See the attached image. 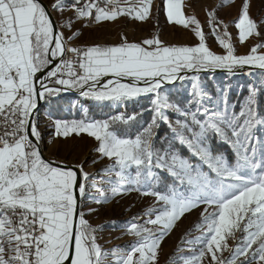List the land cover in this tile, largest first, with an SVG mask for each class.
Listing matches in <instances>:
<instances>
[{"label":"snow or ice","instance_id":"1","mask_svg":"<svg viewBox=\"0 0 264 264\" xmlns=\"http://www.w3.org/2000/svg\"><path fill=\"white\" fill-rule=\"evenodd\" d=\"M185 7L184 0H0V264H159L163 241L193 211L200 235L185 239L182 264H264V17L258 22L252 0H241L238 42H258L238 54L217 8L206 11V34ZM161 13L196 43L170 45L158 33L71 43L81 35L72 30L77 22H158ZM240 76L253 80L233 101L229 81ZM70 91L117 109L104 119L85 109L81 119L52 122L53 138L87 134L98 142L92 163L109 161L99 172L42 155L38 102ZM141 101L138 112L118 111ZM133 191L153 204L126 223L129 245L105 249L97 235L104 225L86 219L98 209L86 202Z\"/></svg>","mask_w":264,"mask_h":264},{"label":"rangeland","instance_id":"2","mask_svg":"<svg viewBox=\"0 0 264 264\" xmlns=\"http://www.w3.org/2000/svg\"><path fill=\"white\" fill-rule=\"evenodd\" d=\"M46 1L47 2H44L47 5L54 2V0ZM159 2L160 0H154L155 4ZM184 3L186 6V14H195L204 26L206 34L209 32L206 23V11L211 8H217L218 18L229 25L228 30L232 34V40L238 54L246 53L251 44L258 42L255 38H250L249 41L243 44L238 42V30L235 28V20L238 17V9L241 0H226L223 7H218L220 0H184ZM68 15L69 13L66 12L64 17H60L58 14H54V17L58 21H62ZM251 15L258 22L264 17V0H252ZM77 29L80 30L81 35L71 42L74 46H90L95 43H119L122 33L127 35L129 41L135 42H139L142 39L149 38L153 34L158 33L159 37L170 45L190 46L196 43V39L190 30L185 29L183 26L167 22L163 13L159 15L158 22L155 18L147 22H138L130 18L121 17L115 22H103L95 27H84L82 22H77L73 25L72 30L75 31ZM62 30L65 31L66 36L70 34L68 30ZM261 31H264V27L261 28ZM207 43L212 50L216 52L222 51L211 36H208ZM216 75L218 80L223 81L225 79L221 72H217ZM252 80L253 77L240 76L229 81L234 85L231 98H233V94L241 92L242 89L238 87L239 85H246L252 82ZM60 96H67V98L71 100L72 105L75 104L77 107L82 108V110L87 109V105L102 107L111 106L107 103L98 104L90 99L81 98L78 94L61 93ZM140 105L141 103L128 102L124 106ZM146 105L147 103L143 106ZM124 106H121L119 111H121ZM111 107L115 108L114 106ZM115 113L116 112L111 114ZM108 115L94 119H104L107 118ZM81 118H83V116L73 119ZM37 119L39 129L42 133L41 144L43 152L48 159L65 161L70 165L84 162L85 171L90 172H99L102 167L109 163L106 158L99 160L95 164L92 163L94 159L98 158V153L94 151L98 142L94 138L87 136V134H81L79 136L73 134L68 138H53V120L64 118H54L50 116V114L44 113L40 115L38 113ZM118 131L123 134L125 130L121 127ZM134 131L135 127L132 129V132ZM257 134H261L259 130ZM93 195L98 196V193H93ZM86 204L98 209L95 214L87 216L86 219L94 226L104 225L103 229L97 233L99 242L105 249H111L116 246L125 247L134 240V237L126 234L125 225L132 217L140 214L145 207L153 204V199L150 197H141L139 193L133 191L131 193L118 195L103 204H96L91 199H89ZM84 210L86 211V207ZM199 222V211H193L191 214H186L181 218L162 243V250L159 254V264H182L180 258L190 254L189 245L184 241L185 239H192L200 235V230L195 227ZM237 235L239 236V233ZM229 244L234 246L235 241L229 240Z\"/></svg>","mask_w":264,"mask_h":264},{"label":"trees","instance_id":"3","mask_svg":"<svg viewBox=\"0 0 264 264\" xmlns=\"http://www.w3.org/2000/svg\"><path fill=\"white\" fill-rule=\"evenodd\" d=\"M258 72V70H257ZM240 92V91H238ZM246 95L245 90H241L238 94H233L231 98L233 101H238L243 98V96ZM140 106H124L121 111H126L129 114H132L134 112L140 111L141 107L145 105L146 101H141ZM87 116L91 118H102L105 115L114 113L117 111L116 108H112L111 106H93V105H87ZM71 109V110H70ZM238 110V109H237ZM119 111V109H118ZM259 112L261 115H264V95H261L259 97ZM44 113L50 114V116L54 118H64V119H73V118H79L84 117L85 110H82L80 107H73L71 104V100L67 98V96H59L56 98H47L43 101V106L40 109L39 114L43 115ZM163 135V132L161 133ZM184 155H187V152H183ZM171 182L170 180L168 181Z\"/></svg>","mask_w":264,"mask_h":264},{"label":"water","instance_id":"4","mask_svg":"<svg viewBox=\"0 0 264 264\" xmlns=\"http://www.w3.org/2000/svg\"><path fill=\"white\" fill-rule=\"evenodd\" d=\"M42 2H43L45 5H47L43 0H42ZM54 18H55V17H54ZM65 93H69V94H78V93H75V92H72V91H70V92H65ZM42 106H43V100H40V101L38 102V111L36 112V116H37L38 113L40 112V109L42 108ZM41 149H42V155H43L46 159H48V158L45 156L44 152H43L42 144H41Z\"/></svg>","mask_w":264,"mask_h":264},{"label":"bare ground","instance_id":"5","mask_svg":"<svg viewBox=\"0 0 264 264\" xmlns=\"http://www.w3.org/2000/svg\"><path fill=\"white\" fill-rule=\"evenodd\" d=\"M96 25L95 24H93V25H90V26H88V27H95Z\"/></svg>","mask_w":264,"mask_h":264},{"label":"crops","instance_id":"6","mask_svg":"<svg viewBox=\"0 0 264 264\" xmlns=\"http://www.w3.org/2000/svg\"><path fill=\"white\" fill-rule=\"evenodd\" d=\"M45 2H47L46 0H44Z\"/></svg>","mask_w":264,"mask_h":264}]
</instances>
